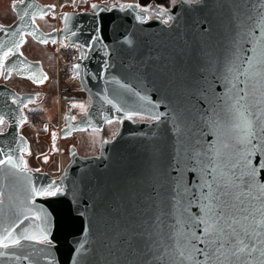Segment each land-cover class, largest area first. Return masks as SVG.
<instances>
[{
  "label": "water",
  "instance_id": "obj_1",
  "mask_svg": "<svg viewBox=\"0 0 264 264\" xmlns=\"http://www.w3.org/2000/svg\"><path fill=\"white\" fill-rule=\"evenodd\" d=\"M129 4L134 7H120ZM17 5L24 11L0 29V58L11 49L5 76L14 71L32 78L37 62L20 44L24 33L45 41L33 21L45 5ZM94 5L60 13L62 34H70L81 58L68 70L90 100L79 117L65 114L61 135L101 130L113 120L118 128L95 154L82 155L70 144L58 176L33 170L25 164L29 142L20 132L31 94L0 83L7 123L0 130V240L5 230L19 239L0 247V264H180L177 223L203 215L200 188L210 162L239 147L229 113L238 99L253 111L264 105V74L237 79L249 58L264 59L258 10L264 0H177L162 7L164 16L154 10L149 16L131 1ZM258 179L264 182V172ZM49 186L63 191L34 194ZM42 233L50 244L24 239ZM194 260L203 264L204 257Z\"/></svg>",
  "mask_w": 264,
  "mask_h": 264
},
{
  "label": "snow or ice",
  "instance_id": "obj_2",
  "mask_svg": "<svg viewBox=\"0 0 264 264\" xmlns=\"http://www.w3.org/2000/svg\"><path fill=\"white\" fill-rule=\"evenodd\" d=\"M120 7L124 9L134 6L129 4ZM151 10L156 11L158 16H164L168 11L162 7L140 8L143 13ZM258 10L264 13V5H259ZM147 18L139 17L142 21ZM170 19L172 17L168 16L164 23H168ZM14 47L18 49L19 45ZM10 53L11 49L5 51L0 62L7 59ZM246 64L247 68L240 70L237 79L243 76L251 80L256 75L264 74V59L249 58ZM233 108L229 117L235 133L234 143L239 147L231 151V154L223 157L218 155L210 162L207 172L211 181L205 177L200 188L203 215L189 216L187 220L177 223L179 238L176 240L175 250L180 264H189L190 261L195 264V257H204L203 264H253L254 260L264 264V182L258 179L264 172V105L253 111L238 99ZM153 118L158 120L160 117L156 115ZM128 119H132V116L129 115ZM257 156L259 159H256ZM8 162L11 163V158ZM62 191V188L49 186L34 194L56 196ZM184 226L186 231H180ZM5 231L0 247L8 248L9 244L5 241L9 238L13 244H19L18 238L11 236L8 230ZM24 239L51 243L47 233H42L40 237L25 236Z\"/></svg>",
  "mask_w": 264,
  "mask_h": 264
},
{
  "label": "flooded vegetation",
  "instance_id": "obj_3",
  "mask_svg": "<svg viewBox=\"0 0 264 264\" xmlns=\"http://www.w3.org/2000/svg\"><path fill=\"white\" fill-rule=\"evenodd\" d=\"M0 6V26L12 23L17 19V12L24 11L22 6L17 5V2L22 3L21 0H2ZM42 5H45V9H41L40 14L33 16V21L41 28L47 35L45 36V43L32 38L27 33H24L23 41L20 44L21 52L29 59L36 61L33 70H35L31 77L18 76L14 71L9 72L5 76L4 60L1 62L0 71V83H5L13 87L18 93H30L31 96L27 97L22 105L24 113L27 115V120L20 126V132L23 133L26 138L28 136L22 131V128L28 124L32 117L41 115L44 112L42 105L56 100V106L60 105L59 114L61 118H53L50 120V127L47 130L46 138H43L46 149L41 154L33 155L31 142H29V151L25 153V164L33 170L47 171L53 176H58L59 173H53L49 167L53 164L54 156L63 154L67 159L61 163L62 168L69 160V146L74 143L73 140L77 137V132L74 131L70 135L62 136L61 130L65 125V115L63 112L68 113V109L62 105L65 93L67 91H73L71 87L66 86L63 89H59V77L57 74V64L59 60L65 65V71L70 77V81H75L78 85L75 90H80L75 94L74 98L88 97L86 92L81 88L79 82L73 78L68 70V64L74 63L73 57L79 54V48L70 40L69 33L62 34V18L60 13L62 12H81L93 10V5L97 3L110 4L115 1L127 2L123 0H38ZM134 2V1H131ZM176 2V1H175ZM140 7L150 6L151 4H157L160 7H168L167 4H161L159 2H148L143 4L142 0L136 1ZM16 4V7L14 5ZM173 4V3H172ZM171 4V5H172ZM169 5V6H171ZM33 11V9H31ZM38 10L37 7L35 11ZM151 13V14H150ZM149 16L154 15L152 11L148 12ZM11 54V53H10ZM9 54V55H10ZM8 55V56H9ZM3 58V55L2 57ZM64 61V62H63ZM61 63V65H62ZM39 66V71L37 66ZM83 92V94H82ZM15 102V100H13ZM66 109V110H65ZM65 113V114H66ZM84 112H80V109L74 117H79ZM136 119L147 118L142 115H134ZM2 123H0V130L7 126L5 121L6 116L0 115ZM116 121V120H113ZM117 122V121H116ZM98 148L95 153H97ZM80 153V152H79ZM94 153V154H95ZM82 155H90L80 153ZM61 168V170H62ZM60 170V171H61Z\"/></svg>",
  "mask_w": 264,
  "mask_h": 264
},
{
  "label": "rangeland",
  "instance_id": "obj_4",
  "mask_svg": "<svg viewBox=\"0 0 264 264\" xmlns=\"http://www.w3.org/2000/svg\"><path fill=\"white\" fill-rule=\"evenodd\" d=\"M123 1H138V0H123ZM159 2L161 4H167L168 6L171 5L173 2L172 0H142L143 4L148 3V2ZM177 1V0H175ZM1 3H3L2 0H0V6ZM151 14V13H150ZM64 62V61H63ZM62 60L58 61L57 64V74L59 77V89H63L66 86L71 87L73 91H67L68 93H65L64 98L70 97L73 98V104L78 106L80 109V112H85L86 109L88 108L90 104V100L87 97H78L74 98L75 94L80 92V90H75V87L78 85L75 81H70V77L65 71V65L62 63ZM81 93V92H80ZM83 94V92H82ZM63 102V100H62ZM67 109L68 106L65 105V103H62ZM44 110L42 114L39 116V119L37 122L30 121L28 124H26L23 128L22 131L28 136V139L31 142V147H32V154L33 155H38L41 154L43 151L46 149V144L43 138H46L47 130L50 127V120L53 118H61L59 114V109L60 105L56 106V100L54 99L52 102H48L45 105L41 106ZM66 110V109H65ZM64 115L66 112H63ZM118 128V122L116 121H110L107 123L105 128L99 130V129H93V128H88L84 130H79L77 132V137L75 140H73L74 144L77 145L78 151L80 153H85V154H94L96 149L99 147L100 142L102 141V138L104 136L110 137L113 135ZM67 156L65 155L63 157V154L61 155H55L54 156V161L53 164H50L48 168L53 173H59L61 172L62 164L64 161H66Z\"/></svg>",
  "mask_w": 264,
  "mask_h": 264
},
{
  "label": "built area",
  "instance_id": "obj_5",
  "mask_svg": "<svg viewBox=\"0 0 264 264\" xmlns=\"http://www.w3.org/2000/svg\"><path fill=\"white\" fill-rule=\"evenodd\" d=\"M72 61L73 62L81 61L79 54L73 57ZM62 103H65V105L68 106V111L73 114H76L79 110L78 106L73 104V98H70V97L64 98Z\"/></svg>",
  "mask_w": 264,
  "mask_h": 264
},
{
  "label": "trees",
  "instance_id": "obj_6",
  "mask_svg": "<svg viewBox=\"0 0 264 264\" xmlns=\"http://www.w3.org/2000/svg\"><path fill=\"white\" fill-rule=\"evenodd\" d=\"M39 116H40V115H36V116L32 117L31 120L34 121V122H37L38 119H39Z\"/></svg>",
  "mask_w": 264,
  "mask_h": 264
}]
</instances>
